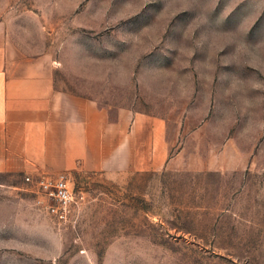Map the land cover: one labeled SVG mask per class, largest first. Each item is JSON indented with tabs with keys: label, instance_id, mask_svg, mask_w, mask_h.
<instances>
[{
	"label": "rangeland",
	"instance_id": "1",
	"mask_svg": "<svg viewBox=\"0 0 264 264\" xmlns=\"http://www.w3.org/2000/svg\"><path fill=\"white\" fill-rule=\"evenodd\" d=\"M56 87L164 123L159 170L73 171L66 219L0 173V264H264V0H0Z\"/></svg>",
	"mask_w": 264,
	"mask_h": 264
},
{
	"label": "crops",
	"instance_id": "2",
	"mask_svg": "<svg viewBox=\"0 0 264 264\" xmlns=\"http://www.w3.org/2000/svg\"><path fill=\"white\" fill-rule=\"evenodd\" d=\"M0 11V173L159 170L168 154L164 123L58 88L45 55L24 52L18 27Z\"/></svg>",
	"mask_w": 264,
	"mask_h": 264
},
{
	"label": "built area",
	"instance_id": "3",
	"mask_svg": "<svg viewBox=\"0 0 264 264\" xmlns=\"http://www.w3.org/2000/svg\"><path fill=\"white\" fill-rule=\"evenodd\" d=\"M25 181L35 188L38 202L52 217L66 219L71 207L76 203L73 184L64 173L25 175Z\"/></svg>",
	"mask_w": 264,
	"mask_h": 264
}]
</instances>
